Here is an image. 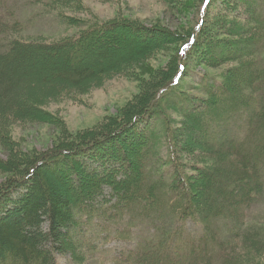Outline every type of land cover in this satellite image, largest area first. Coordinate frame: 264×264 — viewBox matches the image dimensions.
I'll list each match as a JSON object with an SVG mask.
<instances>
[{
  "label": "trees",
  "instance_id": "trees-1",
  "mask_svg": "<svg viewBox=\"0 0 264 264\" xmlns=\"http://www.w3.org/2000/svg\"><path fill=\"white\" fill-rule=\"evenodd\" d=\"M223 1H234L237 6L243 2ZM76 2L82 6V0ZM244 2L245 24L235 28L223 21L226 37L207 35L205 23L192 29L180 46L186 48H179L183 55L177 57L173 71L159 73L163 80L161 84L155 81L154 98L147 100L148 94H144L121 110L118 118H109L106 130L98 124L73 140L60 133L67 142L55 137L52 148L33 158L32 164L20 161L10 166L23 179L29 174L24 181L11 176L0 185V204L7 208L0 216V264H57V255L68 253L78 264H90L91 251L85 246L91 247V243L84 226L94 224L95 218L122 219L128 227L135 220L150 223L152 230L146 239L121 255L116 264H264L257 258L264 256V214L247 216L253 205L264 206V0ZM215 13L221 16L219 10ZM94 17V22L71 21L85 27L78 38L68 41V36L54 43L46 37L11 35L0 45L1 127L9 129L22 122L20 112L31 107L20 99L27 82L21 71L25 63L31 66L34 78L58 84L67 95L96 87L104 79L122 74V66L148 57V50L163 48L161 43L145 41L143 49L119 57L110 55L114 48H103L109 33L115 35L114 29L120 33L122 18L109 22ZM199 20L202 23L204 18ZM132 26L138 28L131 24L130 30ZM5 27L0 21V34L9 32ZM159 32L168 41L176 38L167 28ZM199 42L212 44V55L204 63L219 70L198 74L197 86H203L204 96L196 95L195 87H187L182 80L192 62L186 61V51ZM98 50L99 62L86 63ZM36 51L45 53L40 62L27 57ZM65 51L68 53L61 56ZM46 64L51 74L45 79L42 68ZM52 95L44 97L53 99ZM130 121L134 122L121 139L108 134L114 126ZM229 124L236 132H226ZM182 132L193 141L181 136ZM201 145L207 148V160L198 157ZM53 161L60 172L55 168L47 172ZM214 177L230 181L229 188L239 195L235 201L230 197L207 203L209 195L197 192L202 182L200 188ZM13 191L18 193L15 199ZM188 221L202 225L200 236H190L185 227Z\"/></svg>",
  "mask_w": 264,
  "mask_h": 264
},
{
  "label": "rangeland",
  "instance_id": "rangeland-1",
  "mask_svg": "<svg viewBox=\"0 0 264 264\" xmlns=\"http://www.w3.org/2000/svg\"><path fill=\"white\" fill-rule=\"evenodd\" d=\"M244 1L252 2L253 0H243L240 6H237L234 1L231 4L230 1H228L229 3L223 1V3L222 0H82V6L76 0H41L36 4L35 0H0V21L6 25L3 30L8 29L10 32L0 34V45L6 44L8 39L12 38L11 35L22 39L49 37L48 39L50 41L54 40V43L64 36L69 37L66 41L78 38L77 36H80L78 32L85 25H75L70 22L77 23L81 19H85L86 22H94V16L109 22L114 18H122L120 21L123 22V26L119 28L120 33H116L118 32L116 29H114L115 35L109 33L110 37L106 43L107 48H103L106 51L114 48L110 55L119 57L126 55L128 51L133 49H143L141 47L147 45L145 41L163 45V48L158 47L148 50L149 56L142 61L136 62L134 60L128 66H122V74L104 79L96 87L92 85L88 90L82 88L80 91L74 90V92L67 95L65 94L66 91H61L65 89H61L58 84L48 81L43 83L37 80L36 77L34 78L31 66L25 63L21 71L25 73L24 79L27 82L23 86L22 91H20V97L22 94H25V96L20 99L25 101V104L30 103L31 105L28 106L31 107L24 112H20V116L24 119L22 122L8 126L9 129L0 126V185L5 184V181H8L11 176L12 179L16 176H22L17 172L16 174L13 173L10 167L14 165L13 163L16 164V162L23 161L24 163L32 164V162L36 161L32 160L33 158L52 148L50 144H53V138H60V133L62 137L67 136V139L73 140L86 134L89 129L95 130V125L98 124L101 126L100 129L106 130L107 127L105 125L109 122V118H118L121 110L129 104L138 102L144 94H148L147 100L151 97L154 98V94L157 91V83L155 81L157 80L161 84L163 80L161 74L173 71L178 60L177 57L179 54L183 55V53L179 52V48L180 51L186 48V46H180L192 29L201 27V24L205 23L207 35L215 38L226 37L222 32L223 21L229 27L233 26L235 28L245 24L246 11L244 8L247 2ZM216 10L220 11L221 16L215 13ZM199 18H204V21L201 23ZM125 22L130 25H124ZM217 23L220 25L218 26ZM131 24L138 25V28L135 29V26H132L130 30ZM164 28L175 33V40L171 39V41H168L167 36L159 32L163 31ZM132 35H135V38H132ZM114 38L116 42H112ZM110 40L112 41L110 42ZM211 47L212 44L199 42L192 50L190 46L186 51V61L189 62V59H191L192 62L190 71L187 75L183 74L182 80L185 79L187 87L194 86L193 91L198 96L205 95L203 86H197L198 74H214L219 71L210 69L204 63L205 58L212 55L213 50ZM97 52L94 56L87 58L85 62L91 61L92 64L99 62L101 53L99 54L100 50ZM67 53L65 51V53L62 52V55H60L63 56ZM32 54L27 56L32 58L30 61L40 62L45 53L36 51ZM54 57H58V55ZM179 58L181 57L179 56ZM49 66V64H46L44 66L45 69H43L44 67L42 68L43 78L45 79L51 74ZM153 83L154 85L149 88ZM42 93L43 95L40 96ZM44 94H53L51 97L53 99H49V96L44 97ZM195 108L193 109L195 110ZM133 122L130 121L126 124L114 126L113 130L108 134L121 139L122 132L132 125ZM87 128L89 129L85 131ZM143 129L144 127L138 132L136 131V133L142 132ZM225 130L227 133L236 132L233 124H229ZM128 132L129 134H136L132 133L131 130ZM240 132L242 133L243 131L240 130ZM181 136L191 138L190 135L188 137L184 132L181 133ZM182 140L184 139L182 138ZM190 140L193 141V137ZM62 141L67 142V140L60 138L59 142ZM126 145L131 147L132 143H126ZM204 149H207L204 145L198 147V152H200L198 157L207 160L204 155ZM49 163L48 173H52L51 170L54 168L56 173L60 172L57 169L58 167H55L54 161ZM223 167L229 168L228 166ZM237 167L240 168L239 166ZM28 174L24 176V179L21 177L23 181L28 178ZM51 176L54 177V174ZM230 177L232 176L230 175ZM225 178L214 177L204 188H200L205 183L202 182L200 187L196 188L197 192L209 195L205 198L208 201L207 203L213 202L214 199L219 201L229 200L230 197L236 200L239 196L238 192L229 188L231 185L230 181ZM230 180L234 181V179ZM219 182H221V185L220 189L217 190ZM241 186L245 187L247 185L242 184ZM61 188L65 191L64 186H61ZM223 189L224 192L221 194L220 191ZM17 191L12 192L13 199L19 192H22V190H19L18 193ZM36 193L40 194L39 191H36ZM196 195L197 193L195 192ZM201 197L203 196L201 195L200 199ZM63 209L64 207H62ZM6 211L7 208L0 204V216ZM258 213L264 214V206L253 205L247 216ZM138 221L135 220L131 230L126 233L116 231V228L127 227L129 224L125 222L117 224L114 219L95 218L94 224H86L84 226L86 238H90L89 241L92 247L85 246L91 251L89 263L115 264L117 258L123 253L135 249L140 239L143 237L144 240L146 239L150 228V223L144 225ZM47 226V223H45L44 229ZM106 226L110 227V229H107ZM185 227L192 236H199L202 233V227L191 221H188ZM257 258L260 259L259 262H264V256ZM57 264L78 263L68 253L57 255Z\"/></svg>",
  "mask_w": 264,
  "mask_h": 264
}]
</instances>
